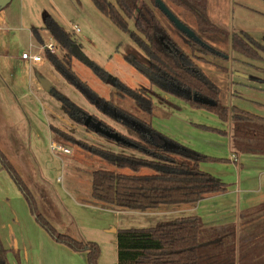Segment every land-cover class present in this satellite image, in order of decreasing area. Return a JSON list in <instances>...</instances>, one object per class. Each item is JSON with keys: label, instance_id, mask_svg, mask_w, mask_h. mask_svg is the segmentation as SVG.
<instances>
[{"label": "trees", "instance_id": "obj_1", "mask_svg": "<svg viewBox=\"0 0 264 264\" xmlns=\"http://www.w3.org/2000/svg\"><path fill=\"white\" fill-rule=\"evenodd\" d=\"M92 1L123 30H128V20L133 21L136 31L131 33V38L141 51L143 56H140L144 60L136 54H128L125 59L144 74L151 85H159L184 98L193 107L210 110L222 120H231L234 124V133L257 138L258 151L264 153V123L255 122L256 119L263 120V118H258L236 106L227 107L222 100L223 93L221 94L220 87L212 82L198 64V62L210 63L224 72L227 71V66L219 64L216 60L219 58L226 60L228 56L210 44L205 38L206 34L213 32L228 34L231 49L250 59L264 58V37L259 41L245 30L230 33L210 17L207 0H163L168 7L172 4L185 9L195 18L197 28L190 27L199 41L185 35L190 43V52H187L157 15L156 0ZM45 26L64 50L63 56L45 50V57L66 83L77 88L98 109H103L100 107L101 103H107L111 105L108 112L112 116L123 114L126 121H122L132 136L134 135L133 138L126 137L131 142L130 145H123L141 154L140 156L114 154L108 149L84 145L115 167L130 170L126 173L104 168L94 169L91 172V196L95 201L123 209L148 210L164 204L195 203L207 194L226 191L227 184L211 173L203 171L200 163L227 162L229 159L195 151L156 131L149 122L146 124L145 121L142 122L117 105H113L111 101L104 100L73 69V58L76 56L74 47L77 41L51 16L45 17ZM211 57H216V60ZM85 62L102 80L106 81L110 78L96 62L91 60ZM164 83L172 84L175 90L172 88L170 90L163 85ZM115 85L121 97L129 96L134 99L149 116L153 112L155 97L169 102L150 87L132 88L119 79H116ZM56 94L55 96L65 103V97ZM205 99L209 101H202ZM169 103L177 107L174 103ZM64 106L69 113L74 111L69 103H65ZM78 112L83 115L81 110ZM104 112L108 113L106 109ZM197 126L219 134L226 133L224 130L206 125ZM52 129L57 130L54 126ZM0 164L26 199L38 224L58 243L74 251L86 252L88 264H99L100 245L58 231L39 210L32 190L1 148ZM143 169H148L149 172L143 173ZM263 208L264 204L257 207V209ZM217 233L220 232L207 231L198 215L161 220L149 227L118 229L116 237L118 264H236L233 245H224V251L216 248L223 242L219 238L212 239ZM8 251L0 238V264H10ZM15 254L18 256L17 252Z\"/></svg>", "mask_w": 264, "mask_h": 264}, {"label": "rangeland", "instance_id": "obj_2", "mask_svg": "<svg viewBox=\"0 0 264 264\" xmlns=\"http://www.w3.org/2000/svg\"><path fill=\"white\" fill-rule=\"evenodd\" d=\"M215 1L216 0H208L209 5H212L211 8H213V14L217 8L214 7ZM238 1L247 4H251L253 2L252 0L248 2L237 0V2ZM10 4L13 8L12 15L15 16V18H22V26L28 28L26 30L22 29V33L18 37L19 41L15 43V47L17 48L16 50L21 53L25 47L24 35L28 34L30 27H39L43 24L44 16L48 14L51 15L67 32H69L70 36L77 41L76 47L80 53H77L73 58V69L100 97L104 100L111 101L113 105H117L122 108V110L126 111L127 114L129 113L134 115L142 122L145 121L146 124L149 122L153 129L168 138L177 142H181L186 139V141L189 142L188 132L185 131L189 130L187 126L189 125V118L191 114L185 113L184 108H179L180 103L178 100H169L166 98L169 102L174 103V105H177L178 107H174V109L169 112H163L160 111V108L155 109L156 99L154 98L153 110H155V112H152L149 116L134 99L129 96L121 97L117 92L115 81L116 79H119L132 88L150 87L151 89L160 92L161 96L162 94L173 96L171 92L165 91L156 85H151L150 80L125 59L128 54H136V56L140 59L143 58L140 56L142 55L141 51L131 38V33L136 31L132 20H128V30H123L119 28L107 15H105L92 0H12ZM169 7L184 23L192 28H197L195 18L191 13L172 4H170ZM155 11L165 27L171 32L172 36L187 52H190V43L187 37L175 28L173 23L158 7ZM215 22L230 32L237 31L238 27H240L238 25L239 22H236L233 19H230V22H227V25L224 24L225 22L222 19H217ZM76 28H79V31H76ZM256 35L259 41H261V37L264 36L262 33H256ZM205 36L207 41L224 52L225 56H228V54L231 53L232 49L229 39L230 36L228 34L213 32L206 34ZM43 37L42 42L41 40L34 39L39 47L50 42L47 35ZM12 39L16 40L15 37H12ZM59 52V56H63L64 50ZM237 54L242 56L240 53ZM229 57L230 56H228V58ZM245 58L247 60L250 59L248 57ZM211 59H214L215 61L216 57H211ZM86 60L96 62L108 73L110 78L106 81L102 80L94 72V70L86 64ZM216 62L226 65V60L223 58L217 59ZM46 63H48V61H46ZM198 64L202 70L205 71L212 82L219 86L222 90L221 94L223 93L222 100L224 104L227 103V107L236 106L233 105L236 103V98L233 96L227 97V92L224 94L227 87L226 82L228 80V78L226 79V75H222L224 71H222L218 66H214L210 63L198 62ZM51 68L53 70V74H55V78L53 77V83L50 81L52 91L48 89L46 90H48V92L53 96V100L49 102V106L52 109L50 124L57 130L54 131L53 129L51 134L46 118L47 113H45L48 111L46 110V106L42 103L44 102V97L37 93H29L34 101L29 103V107L26 104L28 109H25L24 104L19 100L20 97L11 91V93L7 95L8 103L13 104L14 102H19L22 112L20 110H17L16 113L14 112L18 117L17 119L19 122L18 125H16V128H11L12 124L9 120H5V125L7 124L8 126V137L11 144L13 146H18L20 149L19 152H22V149L26 150L25 154L27 159L25 158V155H23V160H28V162L31 163L32 169L38 174V176L49 179L51 181V186H54L53 188L57 189L62 186L66 190L65 193H63V189L61 190L63 193L62 196L64 197H62L64 201L63 204L69 207L72 213L81 215L90 210L89 206V208H86L83 204L86 201L85 198H87L88 192L92 188L91 172L94 169L104 168L126 173L130 172L129 169H119L115 167L107 160L94 154L88 148H85L84 145L108 149L114 152V154H134L137 156H140L141 154L126 145L110 140L105 136L88 129L83 123L86 118L91 117L94 122L102 123L104 127L119 132L125 138L134 137L122 121H126L122 116L123 114H118L117 116L115 115L116 117L112 116V114L109 113L111 105L107 103H101L100 107L103 109H98L93 103L88 101L77 88L66 83L63 77L59 75V73H56L52 66ZM37 75L45 77L44 74L40 72L37 73ZM232 89L234 91L236 90L234 89V86ZM55 94L65 97V103H69L73 107L74 111H70L69 113L64 106L65 103L56 97ZM175 96L181 101L187 102L184 98L178 97L177 95H174L173 97ZM256 96L263 98L264 95L259 93ZM157 99L172 106L169 102H165L161 98ZM249 101L245 100L244 106L242 107L253 112L256 109ZM230 102H232V105H230ZM193 108L204 112L205 115H202L200 119L205 122H191V125L202 130L216 133L215 131H211L202 126H197L198 124L195 123L217 128L213 126V124L217 123L218 120H220V117L216 113L205 108ZM104 109L109 112L105 113ZM78 110H81L83 115H81ZM180 111L184 113H181ZM211 118L212 120L213 118H216L213 124L207 123L212 121ZM68 136L70 137L68 138ZM135 138H137V136H135ZM2 139H5L4 135L2 138L0 134V147H3L2 150L4 153H6L8 157L9 155L14 157L16 164L18 163L17 165H20L19 154L15 155L10 146H8ZM19 142H21V144H19ZM52 143L62 144L68 147L71 152L68 154L58 152L52 148ZM10 160L12 161V159ZM12 163L16 166L14 162ZM27 167L30 168L29 166ZM0 168V170L4 171V173L9 176L6 170H4L1 166ZM19 172L25 181H29V178L26 176L22 166ZM142 172L146 173L149 171L148 169H143ZM3 179L6 180V182L2 181L3 186L0 190V206L5 207L11 205V207L18 211L20 217L26 221V223H28V221L32 222L33 219V221L38 224L26 199L23 195L21 196L19 194V189L12 178L9 176ZM73 191L79 194L76 195L72 193ZM3 196L8 197L9 199L6 200ZM97 204H99L100 207L98 206V208H93L90 211V219L95 220V223L99 225L94 226L95 228L86 226V230H82L78 225L68 226L66 229H68L69 233H66L62 228H58L59 225H57L54 221L50 220L45 215L44 216L51 221L58 231L62 233L69 234L77 239H85L87 236L92 237V240L90 241L97 242L100 247H103L104 256H112V252L116 251L117 253V245L113 241V239H115V234L112 231H107L106 228L118 227V229H124L131 227L153 226L161 220H169L175 217L188 215L186 214V208L192 206V203L164 204L159 206V211L150 217L144 216L145 213L141 210L123 209L99 201ZM102 206H112V208L107 210L103 209ZM38 207L41 212L44 211L43 206L38 204ZM38 226L49 238L54 240L40 224H38ZM87 229H92V231H94L93 234H91V232ZM30 234L35 239H39L32 229H30ZM217 238L223 242L219 243L216 248L224 251V242H226L228 234L217 233L212 236V239L214 240ZM54 241L58 243L56 240Z\"/></svg>", "mask_w": 264, "mask_h": 264}, {"label": "crops", "instance_id": "obj_3", "mask_svg": "<svg viewBox=\"0 0 264 264\" xmlns=\"http://www.w3.org/2000/svg\"><path fill=\"white\" fill-rule=\"evenodd\" d=\"M11 1L5 7L0 8V134L2 138L4 135L5 139L2 140L10 146L13 153L15 155L19 154L20 165L16 164L14 157L11 155L8 158L12 159L10 161L15 163L17 169L21 170L22 166L29 178L26 183L32 190L38 204L44 208L43 214L59 225L58 228H62L66 233H69L66 229L68 226L78 225L82 230H86V226L95 228L94 226L99 225L95 223V220L90 219V211L93 208L100 207V205L92 198L91 190L88 192L87 198H85L86 201L83 204L86 208L90 207V210L81 215L72 213L71 209L63 204L64 197L62 194L66 190L62 186L57 189L53 188L54 186H51L49 179L38 176L32 169L31 163L26 160L27 164L23 160V155L26 158V150L22 149V152H19L18 146H13L8 137L9 130L7 124L5 125V120L10 121L11 128H16L19 122L15 113L17 110L22 112L19 102L8 103L7 95L11 91L20 97L19 100L24 104L25 109H28L31 101H34L29 93H37L44 97L42 103L48 111L45 113H47L46 118L52 134L53 129H51L52 125L50 124L52 109L49 102L53 100V96L48 92V90L52 91V87L46 90L42 86L37 73H43L45 78H48L52 83L55 74L52 72L51 62L45 57V50L43 51L42 46L39 47L34 39L42 42L43 36L47 35L50 39L48 43L56 45L55 54L59 55V51L63 50L45 26V17L51 16L49 14L44 16L42 25L39 27L31 26L28 34L24 35L25 47L21 53L16 50L15 43L19 41L18 37L21 35L22 29L26 30L28 28L22 26V18H15L12 15ZM241 1L248 2L250 0ZM252 1L251 4H247L237 2V0H216L214 7L217 8L214 14L213 8H211L212 5H209L208 0L207 4L210 17L214 21L222 19L225 22L224 24L227 25V22L233 19L239 22L240 27L237 31L245 30L257 39L256 33L264 34V0ZM233 32L235 31L230 33ZM12 37H15L16 40ZM26 51L41 53L43 61L33 63L22 59L21 55ZM237 53L231 50L230 55L228 54L230 57L226 59L227 71L222 73V75H226V79L228 78L224 94L227 92V97L233 96L236 98V103L233 104L236 107L246 110L258 118H263V120L256 119V123H264V96L263 98L256 96L259 93L264 95V58L247 60L243 55L239 56ZM56 73L58 72L56 71ZM233 86L236 89L235 91L232 89ZM162 96L169 100H178L180 103L179 108H184L185 113L191 114L187 126L190 131H185L188 132L189 142L184 139L179 143L209 156L229 159L227 162L202 161L200 163V168L203 171L211 173L221 182L226 183L227 189L224 192L207 194L200 201L192 203V206L186 208V214L198 215L207 231L216 230L220 233H227L228 238L224 245L235 247L236 264H264V208L257 209L258 206L264 204V153L258 151V139L234 133V124L231 120L220 119L213 124L216 118H213V120L211 118L212 121L207 122L226 131L223 135L196 128L191 125V122H205L200 119L202 115H205L202 110L191 107L188 102L181 101L176 96L173 97L174 95L162 94ZM245 100H250L249 102L253 104L256 110L252 112L242 107ZM155 102V109L160 108V111L169 112L174 109L173 106L161 102L159 99H156ZM230 105H232V102H230ZM154 112L155 110H153ZM18 140L20 141L19 137ZM6 177L9 176L0 170V190L3 186L2 181L6 182L3 178ZM62 189L64 190L63 193L61 192ZM18 192L22 196L20 190ZM72 193L79 194L74 191ZM3 198L9 199L6 196H3ZM102 208L108 210L112 206H102ZM141 211L145 213L144 216L151 217L159 211V207ZM30 229L39 239H35L30 234ZM87 230L91 234L94 232L92 229ZM106 230L115 234L113 241L117 245L118 227L106 228ZM0 238L9 250L8 260L10 264H88L86 252L74 251L66 245L56 243L43 232L33 219L32 222L28 221L26 223L11 205L0 206ZM85 240H92V237L87 236ZM103 253L104 250L101 247L99 264H118L116 251L112 252V256H104Z\"/></svg>", "mask_w": 264, "mask_h": 264}, {"label": "water", "instance_id": "obj_4", "mask_svg": "<svg viewBox=\"0 0 264 264\" xmlns=\"http://www.w3.org/2000/svg\"><path fill=\"white\" fill-rule=\"evenodd\" d=\"M9 2L10 0H0V8L5 7ZM156 5L166 15V17L173 23L176 29H178L181 33L186 35L188 38H192L194 40L199 41V38L194 32V30L190 26H188L186 23H184L176 14H174L163 0H156ZM74 51L76 54L80 53L76 46L74 47ZM38 77H39V80L41 81L42 86L45 89H51L50 80L40 75H38ZM202 101L208 102L209 100L205 99ZM84 125L87 128H90L94 132L99 133L110 140H113L115 142L122 143V144H127V145L131 144V142L128 139H126L123 135H121L119 132L104 127L102 123L100 122H94L91 117H88L84 121Z\"/></svg>", "mask_w": 264, "mask_h": 264}, {"label": "built area", "instance_id": "obj_5", "mask_svg": "<svg viewBox=\"0 0 264 264\" xmlns=\"http://www.w3.org/2000/svg\"><path fill=\"white\" fill-rule=\"evenodd\" d=\"M76 31H79V28H76ZM41 49L43 51L49 50L50 52L54 53L56 50V45L54 43H47V44L43 45L41 47ZM21 57H22V59L32 61L33 63H41L43 61V56L39 52L26 51V52L22 53ZM52 148L54 150H57V151L63 152V153H70L71 152V150L68 147H66L62 144H58V143H52Z\"/></svg>", "mask_w": 264, "mask_h": 264}, {"label": "flooded vegetation", "instance_id": "obj_6", "mask_svg": "<svg viewBox=\"0 0 264 264\" xmlns=\"http://www.w3.org/2000/svg\"><path fill=\"white\" fill-rule=\"evenodd\" d=\"M164 86H166L167 88H170V90H171V88H172V90H175V86H173L172 84H169V83H164L163 84ZM156 86H158V87H160L159 85H156ZM160 88H162V87H160ZM163 89V88H162ZM163 90H165V89H163ZM155 91V90H154ZM165 91H168V90H165ZM155 92H157V91H155ZM168 92H170V91H168ZM160 96H161V94L159 93V92H157ZM172 93V92H171ZM173 95H175L174 93H172ZM162 97H164V96H162ZM158 97H155V99H157ZM87 119V118H86ZM85 119V120H86ZM84 124V123H83Z\"/></svg>", "mask_w": 264, "mask_h": 264}]
</instances>
